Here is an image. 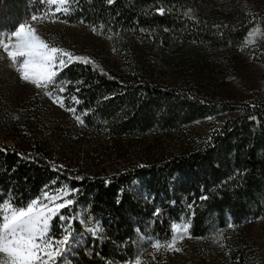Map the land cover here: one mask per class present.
<instances>
[{"label":"trees","instance_id":"obj_1","mask_svg":"<svg viewBox=\"0 0 264 264\" xmlns=\"http://www.w3.org/2000/svg\"><path fill=\"white\" fill-rule=\"evenodd\" d=\"M256 3L264 10V0H70L69 12L58 16L108 32L125 58L112 67L89 54L84 57L97 68L81 62L64 67L57 79L70 82L65 91L48 89L63 98L64 108L36 87L13 90V72L0 64V202L11 196L15 206L36 198L44 203L43 192L58 203L73 200L51 222L55 245L67 224L59 215L73 221L67 251L52 264L134 261L148 241L168 243L172 224L182 217L191 237L201 239L217 227L264 216V101L201 93L189 80L164 85L134 51L141 42L162 63L197 68L207 52L230 51L246 37L261 18ZM40 8L41 0H0V39L10 30L9 17L18 22ZM218 113L232 114L177 154L129 161L111 172L102 167L124 140L180 132ZM7 133L15 145L3 141ZM51 137L60 144L51 146ZM79 138L92 142L83 159L65 146ZM95 226L101 229L97 236ZM226 254L221 264H248L246 245ZM141 264H153L152 257L142 255Z\"/></svg>","mask_w":264,"mask_h":264},{"label":"rangeland","instance_id":"obj_2","mask_svg":"<svg viewBox=\"0 0 264 264\" xmlns=\"http://www.w3.org/2000/svg\"><path fill=\"white\" fill-rule=\"evenodd\" d=\"M255 5H257V14L261 18L249 32L259 28L264 33V10L259 4ZM56 7L62 6L41 3L40 10L24 15L18 22L9 17L7 26L10 27V30L7 34L14 31L20 23L27 22L51 46L63 48L78 56L89 54L98 58L103 56L108 65L112 67L119 66L124 61L125 57L118 54L117 44L112 42L108 32L96 27L97 31L93 32L94 26L66 21L58 16L55 11ZM33 14L42 18L31 21ZM248 33L230 51L207 52L197 68L178 63H162L161 60L153 56L148 48L143 47L141 42L135 44L134 51L142 54L141 64L150 77L164 85H180L185 80H189L194 83L197 90L200 89L201 93H212L217 97L231 101H264V36L257 35L254 37V43L246 45ZM0 52L3 57L0 59L1 66L3 64V67L11 69L13 72V79H15L13 90L24 93L31 87L35 88L31 84L21 81L18 72L11 66L6 54L2 49ZM5 100H9L8 96ZM46 109L48 113L52 114V107H46ZM231 114L218 113L206 116L180 132L156 131L134 137L132 140H124L120 150L109 151V156L102 163V167L107 172H111L125 166L129 161H142L146 158L177 154L188 147L192 140L207 135L214 125ZM2 139L7 144H16V139L11 133L2 136ZM91 143L85 138H79L69 140L65 146L69 154L73 153L75 157L83 159L86 152L91 150ZM49 144L55 147L60 144V141L51 137ZM101 144L106 147L109 143L104 139ZM44 203H48V201ZM55 203H58L57 199ZM173 224L181 226L187 224L189 227L188 219L184 217ZM228 225L224 228H215L209 235L201 239L191 237L188 230L185 238L177 241L176 246L181 249L179 252L164 247L154 248L152 244L155 241H148L149 244L142 255L151 256L153 264H221L231 246L246 245L248 264H264V216L247 220L237 227L233 225L230 228ZM174 234L176 233L172 229V237ZM142 255L138 257L140 261H142ZM136 260L125 264H135Z\"/></svg>","mask_w":264,"mask_h":264},{"label":"snow or ice","instance_id":"obj_3","mask_svg":"<svg viewBox=\"0 0 264 264\" xmlns=\"http://www.w3.org/2000/svg\"><path fill=\"white\" fill-rule=\"evenodd\" d=\"M111 2L112 0H109V3ZM41 3L62 6L56 7V12H69L66 5L70 4V0H41ZM158 11L161 14L164 12L162 8ZM41 18L33 14L31 21H37ZM92 31L96 32L97 29L93 27ZM257 35L264 36V33L259 28L249 32L246 45L254 43V37ZM0 49L6 54L11 66L18 72L21 81L43 90L44 95L53 98V102L58 103L61 108L65 107L63 98L60 96L53 97V92L48 89L52 86L58 88L59 92L65 91L70 82H61L57 79L63 68L72 62L91 64L94 69L98 67L88 57L74 55L63 48L51 46L27 22L20 23L14 31L0 39ZM2 58L0 56V59ZM72 99L75 100L76 98L72 97ZM66 110L73 114L76 112L74 108H67ZM75 119L80 124L84 123L79 115H76ZM56 191L64 192V188ZM42 196L48 203H43L40 198H36L27 203L26 206H15L11 202L13 199L11 196L9 199L0 202V264H52L56 257L67 251L72 236V219L59 215V220L67 221V224H61L65 234L62 239L56 241L55 245L50 235V229L51 222L58 216L60 210L71 205L73 200L66 199L62 203H55L58 197L50 196L48 192H43ZM228 226L233 227L231 224ZM172 229L178 235L174 234L172 240L164 245L156 241L152 247L181 251L176 246L177 241L185 238L188 233V225L173 224ZM100 231L101 229L97 226L92 229V234L97 236ZM135 264H141L139 258Z\"/></svg>","mask_w":264,"mask_h":264}]
</instances>
